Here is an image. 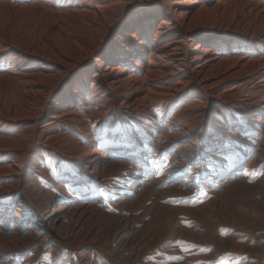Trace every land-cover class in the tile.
I'll list each match as a JSON object with an SVG mask.
<instances>
[{
  "label": "bare ground",
  "instance_id": "6f19581e",
  "mask_svg": "<svg viewBox=\"0 0 264 264\" xmlns=\"http://www.w3.org/2000/svg\"><path fill=\"white\" fill-rule=\"evenodd\" d=\"M25 1H43L52 13L68 9L82 15L91 30L84 31L89 42H79L73 55L50 60V65L41 61L27 66L22 54L0 42V82L24 87L17 92L27 97L28 105L13 116L0 114L3 251L25 250L38 241L41 249L48 245L58 257L60 248L99 243L105 232L99 210L79 202L91 197L95 182L117 168L136 169L140 183L133 190L151 180L155 149H174L176 167L202 166L230 155V142L238 140L237 148L246 150L238 155L240 149H235L238 162L232 179L215 181L222 192L238 189L231 182L240 174L242 161L246 167L264 157V0H163L131 9L127 0ZM220 16L225 29L214 27ZM115 127L122 129L114 138L119 141L110 139L103 148L105 140L97 134L105 129L112 134ZM49 164L55 168L58 190L67 191L71 203L29 202L25 184L37 175L51 181L48 175L54 169L39 168ZM228 167L222 169V178ZM140 194L136 201L142 200ZM68 214L73 216L69 223ZM92 222L95 233L84 229ZM117 222L130 229L128 219L110 220L105 233ZM259 226L264 228L262 222ZM132 231L138 249L119 257L121 262L138 263L158 238L152 234L149 243L148 230L141 235Z\"/></svg>",
  "mask_w": 264,
  "mask_h": 264
},
{
  "label": "rangeland",
  "instance_id": "374dc122",
  "mask_svg": "<svg viewBox=\"0 0 264 264\" xmlns=\"http://www.w3.org/2000/svg\"><path fill=\"white\" fill-rule=\"evenodd\" d=\"M0 1L3 2L0 3V42H6L18 55L22 54L21 59L17 55L14 57L27 63V66H36L43 62V65H50L48 63L50 60L69 58L78 50L79 42H89L84 38V31L91 30L90 25H87L88 19L82 15L68 9L63 10L61 14L52 13L41 5L43 1L41 4H31L25 0ZM127 1L129 3L127 8L131 9L137 4L160 3L163 0ZM223 18L224 16L219 17L220 21L214 24L215 28L225 29V24H221ZM160 20L161 18L157 24ZM231 82L227 81L225 84L229 85ZM2 84L0 82V114L11 116L19 114L23 106L24 108L28 106L27 97L17 92V89L20 91L22 87L11 88L10 84ZM114 130L112 134L109 129L97 134L106 141L102 144L103 148L108 145L110 139L116 140L114 139L116 132H122V129L118 131L116 127ZM230 144L234 146L233 149H229L232 153L223 159L219 161L215 159L208 164L203 163L202 166L182 167L183 169L176 167V164L173 165L174 149L171 147L161 151L155 149L156 160L158 158L159 160H155L156 166H153L152 176H149L151 180H147L134 190L132 189L134 184L140 183L135 179V168L129 170L117 168L110 171L104 176V181L95 182L97 187L94 188L91 197L81 200L79 204L99 210L103 222L100 226L105 232L110 220L116 223L117 220L128 219L131 221L130 229L118 227L117 222L110 227V232L107 234L104 232L99 243L87 242L80 247L60 248L61 254L58 257L51 253V247L48 245L41 249L38 241H34L25 250L3 251L0 247V264H264V228L259 226L262 222L264 227V157L250 161L246 167L242 161L240 174L231 182L238 189L235 191V188H229L230 190L225 188L222 192L219 186H214L215 181L218 179V182L222 183L231 180L238 162L237 158H234L237 154L235 149H240L238 155L240 153L242 155L246 150L244 147L237 148L241 144L238 140H233ZM41 167L39 168L42 170L54 169L52 171L54 177L47 174L52 177L51 181L39 175L29 179L25 184L27 192H30L29 202L37 206L71 203L72 199L69 198L67 191L65 195L58 190L55 168L50 169V164ZM224 167H228L230 172L222 178ZM141 192L144 195L142 200L136 201ZM162 208L167 209L162 211ZM68 216V219H65L67 223L71 222L73 217L70 214ZM84 229L95 233L97 228L92 222ZM131 230L139 234L142 230H148L150 233L148 232L146 236V242L149 240V243L152 234L162 239L158 242L156 238L153 248L143 253L138 263L128 259L125 262L120 260L122 255L129 256L136 248L138 249L139 244L137 242L135 244L137 238L131 235ZM120 235L124 237L123 243H120L118 238Z\"/></svg>",
  "mask_w": 264,
  "mask_h": 264
}]
</instances>
